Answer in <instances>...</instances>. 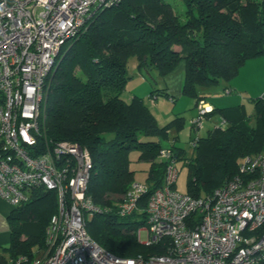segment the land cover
Segmentation results:
<instances>
[{"label":"trees","instance_id":"trees-1","mask_svg":"<svg viewBox=\"0 0 264 264\" xmlns=\"http://www.w3.org/2000/svg\"><path fill=\"white\" fill-rule=\"evenodd\" d=\"M177 1L180 12L175 11ZM261 56L264 0H121L97 10L60 49L46 81L41 142L66 141L88 150L92 166L86 195L97 211L85 229L103 250L127 259L166 254L162 242L153 246L137 242L138 230L146 227L148 195L124 218L118 215L115 200L135 182L129 167L131 151H137L138 161L148 163L149 192L162 187L160 142L171 130L183 131L184 118L158 126L141 98L123 99L131 79L127 71L131 57L137 59L139 70L154 69L160 77L182 62L181 94L196 104L204 99L197 86L230 82L245 61ZM157 94L167 96L164 91ZM253 113L251 126L240 109H213L209 118L219 115L225 127L197 138L192 157L172 148L176 162L189 169L187 194L211 195L235 177L242 158L264 155V100L255 99ZM29 198L8 216L10 242L0 248V264L20 256L31 259L45 247V229L57 212L56 193L33 188Z\"/></svg>","mask_w":264,"mask_h":264},{"label":"built area","instance_id":"built-area-1","mask_svg":"<svg viewBox=\"0 0 264 264\" xmlns=\"http://www.w3.org/2000/svg\"><path fill=\"white\" fill-rule=\"evenodd\" d=\"M120 1L0 0V200L16 208L40 187L54 190L57 197L43 254L20 256L10 264H264L262 154L246 155L235 177L211 195L195 198L174 190L178 170L173 150L160 149L162 187L150 193L148 185L133 182L117 213L127 217L148 195L141 242H162L164 255L116 257L86 232L87 220L97 211L86 195L90 155L76 143L41 142L45 86L60 49L97 10ZM197 104L189 122L194 133L203 129L212 110L203 100ZM225 125L221 120L217 127ZM196 140L190 142L192 149Z\"/></svg>","mask_w":264,"mask_h":264},{"label":"rangeland","instance_id":"rangeland-1","mask_svg":"<svg viewBox=\"0 0 264 264\" xmlns=\"http://www.w3.org/2000/svg\"><path fill=\"white\" fill-rule=\"evenodd\" d=\"M181 4L179 1L175 2L174 7L175 11H179L181 9ZM180 12V11H179ZM137 59L135 57H131V60L128 62L127 71L132 78L130 81L127 82L125 91L122 96L131 97L129 94H133L132 90L137 91L138 94H133L138 97H148L150 92L152 91L154 95L159 93L160 91H163L162 89H156L155 84L153 82L152 76H148L145 72V70H137L136 64ZM182 65V63H181ZM157 72V71H156ZM154 71V73L156 74ZM144 77V78H143ZM157 78V77H156ZM159 78V77H158ZM224 88H231L232 93L229 95H226L224 93ZM151 92V93H152ZM196 92H198L199 96H202L206 100L209 99L210 103H213V98H227L224 102H226L225 106H219L216 107V109H240L244 114H246L248 117L245 119L247 124H250L253 126L254 121V103L255 99H258L264 94V56L256 57L250 60H247L243 63L241 68L238 71V74L230 80V82H225L223 80H220L217 85L206 87V88H199L197 86ZM125 94V95H124ZM181 98V97H180ZM179 98V99H180ZM230 98V100H228ZM175 99V101H172L169 103L167 97L163 98V96H158L157 101H164L165 106H161L160 103H158V106H154L151 104H148L149 109L153 113V117L156 118L158 126L166 125L169 122H171L172 119L175 118V116H181L183 118V113L185 115L189 114L190 112H194L193 107L188 109V106L186 102H191L192 99H189L187 96H183L180 100ZM179 100V101H178ZM156 101V102H157ZM174 102V103H173ZM148 103V102H147ZM214 104V103H213ZM159 111H163L161 114ZM166 112V116H165ZM185 117V116H184ZM196 117V115H195ZM187 118V117H186ZM195 119V118H194ZM210 123V120L208 121V118L203 122V129L199 133L196 132L192 134V139L196 138H203L207 135L209 130H213L214 126H216V123L221 122V120L218 118V116H213ZM208 121V122H207ZM142 140L152 139V138H144L140 137ZM190 137L185 134V130L182 133H176L175 131L171 130L169 133L167 140H164L166 142L164 146L166 148H179L183 150L187 157H192L195 154V150L190 147L189 140ZM137 151H131L128 156L130 159V169L134 172V181L136 183H141L144 185H147V171L148 163L146 162H140L138 161ZM175 166L178 170L177 175V181L174 186V190L177 191L180 194H187V183H188V174L189 169L184 164V162L177 161L175 163ZM203 194V192L201 193ZM124 195L120 196L115 200L116 202L120 201L123 198ZM138 213V212H137ZM145 238L144 230L143 228H140L137 232V242H139L140 245L146 246L141 241ZM5 245L4 247H6ZM45 247L43 248V250ZM40 250L35 256H40L43 254V251Z\"/></svg>","mask_w":264,"mask_h":264},{"label":"crops","instance_id":"crops-1","mask_svg":"<svg viewBox=\"0 0 264 264\" xmlns=\"http://www.w3.org/2000/svg\"><path fill=\"white\" fill-rule=\"evenodd\" d=\"M181 63L176 67V69L174 71H172L171 73H169L168 76H166V77H160L158 75V73L156 72V70H154V69L145 70V72H146V74L148 76L149 75L152 76V78H153L152 80H153V82L155 84L156 89H162L166 93V95H167L166 97H167L169 103L172 102V101H175L176 98L179 99L180 97L182 98L183 96H185V95L181 94V88H182L183 81H184V80H182L183 79V71H184V68H183V63H182V65H181ZM136 67H137V64H136ZM137 70H139V69L137 68ZM154 71L156 72V74L154 73ZM225 89H227V88H224V91H225ZM227 90H231V93H232V89L231 88L230 89L228 88ZM124 92H126V91H124ZM151 92H150V94H151ZM132 93L133 94H138L137 91H135V90H132ZM133 94H129V95H131V97H126V95L124 94L125 95V98L123 97V99L126 102H130L133 99V97H138L136 95L133 96ZM226 95H229V94H226ZM158 96H163V95H158L157 94V95H154L153 97H151L149 95L148 97H141V99L144 101V104H146V106H148V104L153 103L151 105H154L156 107V106H158V103H160V105L164 107L165 106V102L163 100L162 101H157ZM164 97L165 96H163V98ZM138 98H140V97H138ZM203 100H205L206 103H209V105L212 106L213 109H216V107L225 106L226 105V102H224V101L227 100V98H223V97L222 98H215L214 97L213 98V101H214L213 103L214 104L213 103H210L209 102V99L206 100L204 98ZM228 100H230V98H228ZM150 101H151V103H150ZM186 104L188 106V109H186V110H189V108H192L193 107L194 112H190L187 115L184 114L185 112L183 113V115L185 116V117L183 116V118H184V127H183V131H181L180 133L184 132V130H185V134L188 135V137H190L189 140H192V134H194V132L190 129L189 122L195 118V115L197 114V107H196V104L194 103L193 100L191 102L190 101L189 102H186ZM159 109H160V107H159ZM220 109H222V108H220ZM159 112L161 114L163 111H159ZM165 116H166V112H165ZM217 116H218V118L220 120H222V118L219 117V115H217ZM178 117H181V116H178ZM175 118H177V116H175ZM209 120H210V123H211V120H214V119L209 118V116H208V121ZM216 124L219 125V123H216ZM161 126H164V125H161ZM160 143L162 144V148H165L164 144L166 142L161 141ZM11 211H12V207L6 201L0 200V248H6L4 246L5 245L8 246V244L10 242V236H9L10 235V233H9L10 232V225L8 224L7 219H8V216L11 214ZM7 261H8V264H10V259H7Z\"/></svg>","mask_w":264,"mask_h":264},{"label":"clouds","instance_id":"clouds-1","mask_svg":"<svg viewBox=\"0 0 264 264\" xmlns=\"http://www.w3.org/2000/svg\"><path fill=\"white\" fill-rule=\"evenodd\" d=\"M202 100H203V99H202ZM199 101H200V100H199ZM203 101H205V100H203ZM196 104H197V103H196ZM197 105H198V104H197ZM197 105H196V107H197ZM211 107H212V106H211ZM212 111H213V108H212L211 112H212ZM211 112H210V113H211ZM210 113L207 114V118H208V115H209ZM207 118H206V119H207ZM222 120H223V119H222ZM217 126H218V125H217ZM217 126H215V127H217ZM225 126H226V125H225ZM215 127H213V128H215ZM202 128H203V127H202ZM160 161H161V160H160Z\"/></svg>","mask_w":264,"mask_h":264},{"label":"bare ground","instance_id":"bare-ground-1","mask_svg":"<svg viewBox=\"0 0 264 264\" xmlns=\"http://www.w3.org/2000/svg\"><path fill=\"white\" fill-rule=\"evenodd\" d=\"M89 177V176H88ZM143 230L145 231V230H147V223H146V227L145 228H143Z\"/></svg>","mask_w":264,"mask_h":264}]
</instances>
